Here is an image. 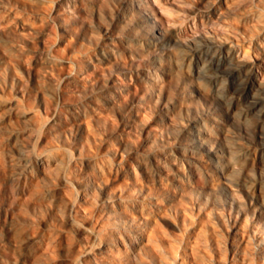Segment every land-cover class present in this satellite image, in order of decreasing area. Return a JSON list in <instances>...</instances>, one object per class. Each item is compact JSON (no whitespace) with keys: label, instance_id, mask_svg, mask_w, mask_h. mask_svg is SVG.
<instances>
[{"label":"rangeland","instance_id":"374dc122","mask_svg":"<svg viewBox=\"0 0 264 264\" xmlns=\"http://www.w3.org/2000/svg\"><path fill=\"white\" fill-rule=\"evenodd\" d=\"M263 79L264 0H0V264H264Z\"/></svg>","mask_w":264,"mask_h":264},{"label":"bare ground","instance_id":"6f19581e","mask_svg":"<svg viewBox=\"0 0 264 264\" xmlns=\"http://www.w3.org/2000/svg\"><path fill=\"white\" fill-rule=\"evenodd\" d=\"M237 53H238V52H237ZM255 71H256V73L259 75L258 77H261V79H262V75H263V73L260 72L259 69L255 70ZM263 83H264V79H263ZM259 85H260V84H259ZM254 97H261V98L264 99V97H263L261 94H259V93H254Z\"/></svg>","mask_w":264,"mask_h":264}]
</instances>
